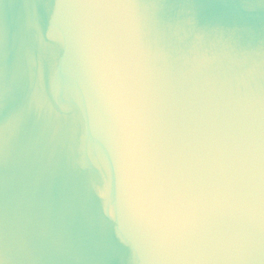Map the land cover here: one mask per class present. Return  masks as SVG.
Listing matches in <instances>:
<instances>
[{
  "label": "water",
  "instance_id": "obj_1",
  "mask_svg": "<svg viewBox=\"0 0 264 264\" xmlns=\"http://www.w3.org/2000/svg\"><path fill=\"white\" fill-rule=\"evenodd\" d=\"M0 264H264V0H0Z\"/></svg>",
  "mask_w": 264,
  "mask_h": 264
}]
</instances>
